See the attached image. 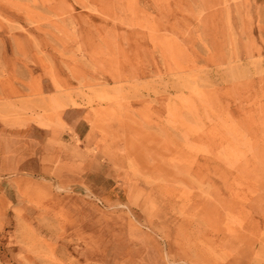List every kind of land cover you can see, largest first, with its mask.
<instances>
[{"label": "rangeland", "instance_id": "rangeland-1", "mask_svg": "<svg viewBox=\"0 0 264 264\" xmlns=\"http://www.w3.org/2000/svg\"><path fill=\"white\" fill-rule=\"evenodd\" d=\"M0 141V264H264V0H0Z\"/></svg>", "mask_w": 264, "mask_h": 264}, {"label": "crops", "instance_id": "crops-1", "mask_svg": "<svg viewBox=\"0 0 264 264\" xmlns=\"http://www.w3.org/2000/svg\"><path fill=\"white\" fill-rule=\"evenodd\" d=\"M75 129V127H74ZM75 132V130H74ZM5 144V143H4ZM18 147V146H17ZM39 161L38 148L34 150V143H31V150L26 156H19V148H8L0 141V176L15 175L23 161Z\"/></svg>", "mask_w": 264, "mask_h": 264}]
</instances>
